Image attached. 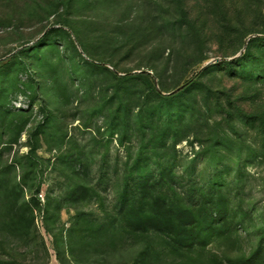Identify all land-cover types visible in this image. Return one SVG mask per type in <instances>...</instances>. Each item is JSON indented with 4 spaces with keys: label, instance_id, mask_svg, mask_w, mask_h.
<instances>
[{
    "label": "rangeland",
    "instance_id": "374dc122",
    "mask_svg": "<svg viewBox=\"0 0 264 264\" xmlns=\"http://www.w3.org/2000/svg\"><path fill=\"white\" fill-rule=\"evenodd\" d=\"M0 170V264L260 254L264 0H0ZM160 178L203 216L221 195L228 228L192 247L129 229Z\"/></svg>",
    "mask_w": 264,
    "mask_h": 264
},
{
    "label": "trees",
    "instance_id": "16d2710c",
    "mask_svg": "<svg viewBox=\"0 0 264 264\" xmlns=\"http://www.w3.org/2000/svg\"><path fill=\"white\" fill-rule=\"evenodd\" d=\"M2 173L4 171L0 170V196L7 191L3 188L5 182L1 179ZM169 193L160 178L143 185L136 194L129 195L120 212L127 227L135 232L165 234L182 247H192L205 236L217 235L228 228L226 205L219 203L223 198L221 195L211 204L214 208L211 215L203 216L201 209L177 203ZM17 231H20V227H17ZM236 264H264V247L260 254Z\"/></svg>",
    "mask_w": 264,
    "mask_h": 264
},
{
    "label": "water",
    "instance_id": "95a60500",
    "mask_svg": "<svg viewBox=\"0 0 264 264\" xmlns=\"http://www.w3.org/2000/svg\"><path fill=\"white\" fill-rule=\"evenodd\" d=\"M178 90H180V89H178ZM178 90H177V91H178Z\"/></svg>",
    "mask_w": 264,
    "mask_h": 264
}]
</instances>
